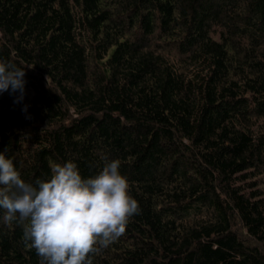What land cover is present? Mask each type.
Masks as SVG:
<instances>
[{"label":"trees","instance_id":"obj_1","mask_svg":"<svg viewBox=\"0 0 264 264\" xmlns=\"http://www.w3.org/2000/svg\"><path fill=\"white\" fill-rule=\"evenodd\" d=\"M0 61L22 179L121 162L141 211L93 264H264V0H0ZM4 215L0 264H40Z\"/></svg>","mask_w":264,"mask_h":264},{"label":"clouds","instance_id":"obj_2","mask_svg":"<svg viewBox=\"0 0 264 264\" xmlns=\"http://www.w3.org/2000/svg\"><path fill=\"white\" fill-rule=\"evenodd\" d=\"M24 76V69L0 61V92H19V102ZM120 166L118 159L106 161L99 174L83 178L77 164L68 161L56 164L49 179L33 184L0 153L4 220L23 226V239L40 264H93L92 256L123 236L130 218L141 211Z\"/></svg>","mask_w":264,"mask_h":264}]
</instances>
